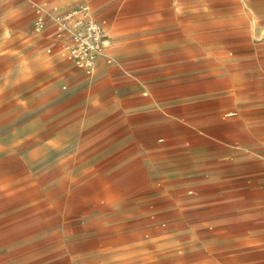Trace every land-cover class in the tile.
Instances as JSON below:
<instances>
[{
	"label": "crops",
	"instance_id": "0c3cea01",
	"mask_svg": "<svg viewBox=\"0 0 264 264\" xmlns=\"http://www.w3.org/2000/svg\"><path fill=\"white\" fill-rule=\"evenodd\" d=\"M82 5L106 34L90 73L65 56L51 18ZM37 8L41 32L33 29ZM211 57L233 75L221 76L217 103L202 111L216 124L201 129L176 107L185 96L173 89L180 71ZM263 66L264 0H21L0 10V86L32 113L12 131L24 151L114 146L135 154L155 186L173 182V121L202 142L196 150L185 142L203 154L190 163L199 173L184 179L180 199L224 219L209 226L202 264H264V89L244 77L263 79ZM219 167L236 175H216Z\"/></svg>",
	"mask_w": 264,
	"mask_h": 264
},
{
	"label": "rangeland",
	"instance_id": "374dc122",
	"mask_svg": "<svg viewBox=\"0 0 264 264\" xmlns=\"http://www.w3.org/2000/svg\"><path fill=\"white\" fill-rule=\"evenodd\" d=\"M19 1L5 0L0 10ZM10 25L2 31L11 32ZM218 61L198 59L177 74L173 89L185 96L176 107L201 129L216 124L202 111L217 103L221 76L233 75L221 72ZM244 77L264 89V77ZM13 92L0 86V264H202L209 226L224 219L180 202L188 194L184 179L199 173L188 167L200 164L203 154L189 152L185 142L195 150L202 142L191 138L181 120L173 121V182L154 186L135 154L114 146L24 151L12 131L25 129L32 113ZM27 102L32 109L31 97ZM215 171L236 175L231 168Z\"/></svg>",
	"mask_w": 264,
	"mask_h": 264
},
{
	"label": "built area",
	"instance_id": "2783aa9c",
	"mask_svg": "<svg viewBox=\"0 0 264 264\" xmlns=\"http://www.w3.org/2000/svg\"><path fill=\"white\" fill-rule=\"evenodd\" d=\"M36 9L33 23L35 32H41L45 26V16ZM54 36L60 42L65 56L77 66L90 73L94 69L96 58L103 53L106 34L103 23L96 20L87 5L79 6L64 14H53Z\"/></svg>",
	"mask_w": 264,
	"mask_h": 264
}]
</instances>
